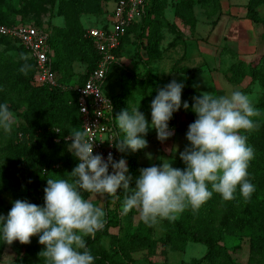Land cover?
I'll return each mask as SVG.
<instances>
[{
	"label": "trees",
	"instance_id": "16d2710c",
	"mask_svg": "<svg viewBox=\"0 0 264 264\" xmlns=\"http://www.w3.org/2000/svg\"><path fill=\"white\" fill-rule=\"evenodd\" d=\"M19 1L20 5L16 7L8 0H0V24L34 25L49 31L50 59L59 86H36L37 64L34 59L20 43L0 35V103L6 102L14 116L23 120L22 125L14 124L10 136L0 137V196L7 194L14 201L27 200L42 206L46 179L70 173L78 163L68 151L70 142L65 140L74 129H82L75 87L87 82L101 59L94 41L87 36V30L92 27L84 24L83 16L104 15L102 23L96 27H106L110 11L108 5L114 0ZM197 5L206 8L209 19L217 17L212 22L214 25L224 15L221 0H180L175 6V17L192 30L198 25ZM263 5L264 0H248L246 19L254 25H264V17L259 10ZM169 6L170 0H146L144 16L130 27L115 52L118 60L109 68L105 88V93L111 95L115 118L134 105L137 97H146L154 85L155 69L151 63L159 61L164 55L162 42L165 31L177 30L167 19ZM48 13L62 18L64 25L51 29L43 25V18ZM14 16L21 17L24 22L18 23ZM27 20L33 23H26ZM129 45L136 47L135 56L145 70L144 76L131 72L122 63ZM77 66H85V71L79 74ZM22 68L26 71H21ZM176 72L186 77V92L192 94L196 77L203 72V66H180ZM227 77L236 85H242L248 78L249 86L258 83L263 93L257 107L264 110V52L250 63L243 60L233 63ZM113 80L121 84L118 95L111 93ZM189 104L191 107L192 101ZM182 114L185 121L179 128L188 131L196 116L183 108ZM254 120L257 127L250 133H242L247 136V142L255 153L248 169L249 178L255 185L251 200L245 202L237 192L236 199L224 201L214 193L198 211L188 209L174 223L163 221L165 235L161 239L162 246L175 252H185L191 243L207 248L202 258L181 264H234L226 246L228 237L248 238V264H264V121L259 118ZM144 151L123 153L129 175L133 178L132 188L141 169L138 160ZM83 195L85 199L90 196L89 193ZM118 195L120 198L115 201L105 197L106 208L112 211V217L105 216L104 228L86 241L95 257L94 264H134V253L142 249L154 251L157 247L153 238L156 227L146 226L135 210L122 215V189ZM117 226H121V233H111V228ZM104 239H109V247L105 246ZM8 246L0 240V256ZM42 251L39 238L33 237L19 254L16 264H47L45 257L40 255ZM239 251L238 247L233 252Z\"/></svg>",
	"mask_w": 264,
	"mask_h": 264
},
{
	"label": "clouds",
	"instance_id": "9594fccd",
	"mask_svg": "<svg viewBox=\"0 0 264 264\" xmlns=\"http://www.w3.org/2000/svg\"><path fill=\"white\" fill-rule=\"evenodd\" d=\"M184 88V83L173 80L157 90L150 105L151 122L141 106L119 113L115 123L121 136L112 143L120 153H139L149 147L146 137L150 130L165 143L175 134L170 121L183 108L193 112L196 119L188 127V144L182 152L175 147L172 159L161 157L158 165L141 168L132 188L127 161H116L111 153L106 160L101 154L94 155L88 126L74 129L66 140L77 165L66 175L46 179L42 206L27 200L13 201L7 215H0V240L8 245L15 241L29 244L38 237L43 246L40 255L47 264H94L85 238L95 237L104 228L106 212L92 203L93 196L115 201L122 189L121 214L135 210L150 228L165 220L174 223L188 209L198 211L214 193L232 201L239 192L245 202L250 201L255 185L248 169L255 153L242 133L257 127L254 118L260 111L254 106L253 95L240 90L219 96L202 92L192 97L190 107L188 101H182ZM14 121L9 105L0 103V134L10 136ZM145 154L153 160L151 153ZM176 154L183 169L173 166ZM83 193H89V198Z\"/></svg>",
	"mask_w": 264,
	"mask_h": 264
},
{
	"label": "rangeland",
	"instance_id": "374dc122",
	"mask_svg": "<svg viewBox=\"0 0 264 264\" xmlns=\"http://www.w3.org/2000/svg\"><path fill=\"white\" fill-rule=\"evenodd\" d=\"M8 1L16 7L20 5L19 0ZM179 1L180 0H170V6L166 13L167 19L176 26L177 30L176 32L165 31L162 42L164 55L159 61L151 63V66L155 69L154 85L151 87L146 97H137L136 103L129 107L141 106V112H143L149 122H151L150 105L157 94V90L171 81L176 80L177 82L185 84L182 101H192L193 96H197L202 92L213 93L219 96L232 90H240L246 94H251L254 97V106L260 111V116L255 118L264 121V110H260V108L257 107L263 93L259 84L256 83L249 86L250 79L248 78L242 85H236L229 82L227 77V71L233 63L240 60L250 63L264 52V25L254 26V24H252L253 28L249 26V23H247L248 21H244L241 17L242 12L246 11L245 6L248 0H221L222 11H224V13L230 12L236 15H222L223 19L220 21L216 31H214V33L212 32V36L210 30L213 31L215 29V25L212 24V22L216 20L217 17L209 19L206 8L197 5L195 7V13L198 19V25L195 30H192L175 17V6ZM231 4L237 5L236 9H232ZM113 7L114 1L108 5L109 10L113 9ZM259 10L261 16L264 17V5L261 6ZM13 18H15L18 23L24 22L19 16H14ZM104 18V15H84L83 22L87 27L99 26ZM26 23L31 24L33 22L27 20ZM43 25L50 29L52 27H61L64 25V20L62 19L61 22L60 17L48 13L43 18ZM225 36L228 37V42L223 40ZM189 44L191 45V49L190 53L187 54V47ZM202 47L206 49V56H203L201 52ZM135 49V45L126 48L122 63L131 72L144 76L145 70L135 56ZM13 54L16 55L14 52ZM202 58H204L205 61H202ZM200 65L203 66V72L196 77L195 91L192 94H188L186 92V77L178 74L176 68L180 66L193 68ZM76 70L79 74L83 73L85 71V66H79ZM112 82L113 87L111 93L114 95L120 94V82L117 83L115 80ZM108 96L111 97V95ZM14 117V124H23L22 118L17 116ZM184 121L185 118L181 108L178 113L174 114L173 119L170 121L177 132L165 143L158 141L155 130H150L146 137L150 149L146 152L153 155V160L149 161L144 153L139 159L140 164L150 167L153 164H159L161 157L172 159L171 150L175 147H178L182 152L188 144L186 140L187 131L179 128V125ZM170 128L173 127L170 126ZM1 136L4 135L0 134V137ZM173 166L180 169L184 168L179 154H176ZM0 201V215L6 216L12 208L14 199L7 194H1ZM92 203L102 207L106 212L107 218L112 217V211L106 208V198L93 196ZM110 208H113V206L110 205ZM138 219L139 217H137V221ZM111 233L120 234L121 226L111 228ZM164 235L165 227L162 222L156 227L153 237L157 242V247H155L154 251L142 249L134 253V264H181L182 262H191L194 259H200L207 252V248L204 245L194 243L189 244L185 252H175L169 247L162 246L161 239ZM85 239L87 241L88 237ZM104 244L106 247H109V239H104ZM25 245L26 244H21L19 241H15L13 244L6 247L0 256V264H16V260L19 254L24 251ZM226 246L232 255L234 264H248L250 258V241L248 238L240 239L228 237ZM238 247L240 251L234 253V249ZM189 253H191V256L188 255Z\"/></svg>",
	"mask_w": 264,
	"mask_h": 264
},
{
	"label": "built area",
	"instance_id": "2783aa9c",
	"mask_svg": "<svg viewBox=\"0 0 264 264\" xmlns=\"http://www.w3.org/2000/svg\"><path fill=\"white\" fill-rule=\"evenodd\" d=\"M145 10L146 0H114V7L106 17V27L87 30V36L94 41L101 59L87 82L75 89L78 93L82 129L88 126L89 139L94 144V155L101 154L105 160L109 153L116 161L123 158V153L112 146L120 135L115 123L113 101L105 93L107 75L111 64L118 60L115 52L122 40L130 27L141 21ZM0 35L20 43L34 59L37 64L34 77L36 86H59L50 59L49 31L34 25L0 24ZM109 171L111 172V168Z\"/></svg>",
	"mask_w": 264,
	"mask_h": 264
},
{
	"label": "crops",
	"instance_id": "0c3cea01",
	"mask_svg": "<svg viewBox=\"0 0 264 264\" xmlns=\"http://www.w3.org/2000/svg\"><path fill=\"white\" fill-rule=\"evenodd\" d=\"M236 7H237V5H235V4H231V8L232 9H236ZM112 10V9H111ZM223 12V14L224 15H228V14H232V15H236V14H233V13H224V11H222ZM246 11L245 12H242V18L244 19V21H248L247 23H249V26H251V27H253V23L250 21V20H248V19H246ZM223 19V17L221 16L220 17V19H219V21L217 22V24L215 25V29L212 31V30H210V32H211V36H212V32L214 33V31H216V29L218 28V25H219V23H220V21ZM212 22V21H211ZM254 26H256V25H254ZM90 27H96V26H90ZM254 28V27H253ZM223 40L225 41V42H228V37L227 36H225L224 38H223ZM220 41V40H219ZM191 44V43H190ZM189 44V46L187 47L188 49H187V54L188 53H190V49H191V45ZM129 46H132V45H129ZM129 46H127V47H129ZM126 47V48H127ZM205 50L206 49H204V47H202V50H201V52L203 53V56H206L207 54L205 53ZM202 61H205V59L204 58H202L201 59ZM78 68H79V66H77ZM112 85H113V82H112ZM170 126L171 127H173V129L175 130V133L177 132V130H176V128L170 123ZM148 149H150V146L148 147ZM148 149H146L145 151H144V153L148 150ZM143 153V154H144ZM142 154V155H143ZM141 155V156H142ZM140 156V157H141ZM140 157H139V159H140ZM138 163H139V166L141 167V168H146V167H148V166H144V165H142V164H140V162H139V160H138ZM157 165H158V163H157Z\"/></svg>",
	"mask_w": 264,
	"mask_h": 264
}]
</instances>
